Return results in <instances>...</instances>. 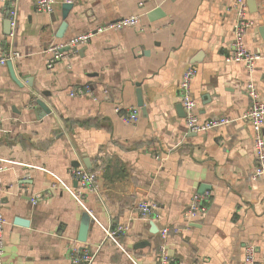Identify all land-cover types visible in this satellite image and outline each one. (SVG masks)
<instances>
[{"label":"crops","instance_id":"0c3cea01","mask_svg":"<svg viewBox=\"0 0 264 264\" xmlns=\"http://www.w3.org/2000/svg\"><path fill=\"white\" fill-rule=\"evenodd\" d=\"M37 1L19 0L12 36L0 0V56L10 49L21 54L13 62L21 85L0 66L4 263L73 264L75 243L96 252L94 264H158L153 222L171 228L172 264H244L249 243L264 264V175L252 177L254 133L245 118L249 81L264 102V0H245L252 22L246 45L260 55L251 74L243 63L225 60L233 46L234 0H71L63 38L57 32L64 0L51 13L39 12ZM129 16H139L140 25L99 32L48 68L52 44ZM189 66L197 69L191 90L200 120L229 123L188 132L178 107ZM86 87L88 93L72 96ZM131 109L139 111L136 122L123 118ZM85 161L98 172L101 196L80 192L71 173L77 164L87 168ZM195 194L207 210L188 227ZM143 199L157 204L154 221L138 214ZM85 213L90 227L82 243ZM17 217L29 225L17 224Z\"/></svg>","mask_w":264,"mask_h":264},{"label":"built area","instance_id":"2783aa9c","mask_svg":"<svg viewBox=\"0 0 264 264\" xmlns=\"http://www.w3.org/2000/svg\"><path fill=\"white\" fill-rule=\"evenodd\" d=\"M4 1L7 6L6 12L8 20L11 24V35L13 36L18 21L19 0ZM64 2L71 3V0H64ZM56 3L57 0H38L36 7L39 12L51 13L55 10ZM234 7L236 10V17L234 20L233 46L231 52L226 56L225 60L230 63H243L249 74H251L255 70L256 63L260 58V55L252 52L246 45V34L252 26V22L248 18V10L245 0H234ZM139 25V16L124 17L109 24L105 28H97L95 31L91 30L85 34L75 36L68 41L52 44L46 48V52L51 54L47 60V66L48 68H52L58 61L66 58L68 56V52H65V48L68 47L71 52L75 53L99 32L106 30H120L127 27H138ZM12 29L14 31H12ZM20 57L21 54L19 52L10 49L8 52H5L0 56V66H6L8 62L13 63ZM196 74L197 69L194 66H189L183 72L179 82V98L185 111L186 129L188 132L198 134L225 125L230 122V119L224 117L215 120H200V116L197 111V102L191 90V84ZM246 90L251 100V105L245 114V118L250 121L254 133V149L257 166L254 169L252 177L255 180L264 175V102L260 99L258 90L252 81L247 83ZM88 92V87H86L75 90L71 92V94L72 96H76L86 94ZM117 111L121 112L119 109H117ZM123 118L126 121L136 122L139 119L138 109H131L123 115ZM6 170V165L0 161V264H5V227L7 220L3 213L5 204L3 174ZM71 173L79 184L80 192H91L98 196L102 195V185L98 178V172L89 170L84 166H79L76 168L73 167L71 169ZM136 210L143 219L154 221V217L158 211V206L156 203L143 199L137 203ZM206 210V201L202 198V196L195 194L190 201L189 209L186 213V226L189 227L196 221L197 218L200 217V215L204 214ZM170 233V227H163L158 231V236L160 238V244L157 252L158 264H172L167 245ZM111 237H114V233L111 230H108L107 238ZM71 246V258L73 264H94L96 252H92L87 246H77L75 243H72ZM256 254L257 248L253 243L246 245L243 263L260 264L257 260Z\"/></svg>","mask_w":264,"mask_h":264},{"label":"water","instance_id":"95a60500","mask_svg":"<svg viewBox=\"0 0 264 264\" xmlns=\"http://www.w3.org/2000/svg\"><path fill=\"white\" fill-rule=\"evenodd\" d=\"M73 7V3H63L62 4V14H63V19H64V22H62V24L60 25L59 27V30L57 32V37L58 38H63L64 36V33H65V30H66V27H67V22L65 21L70 10L72 9ZM8 25H9V33L11 32V24H10V21L8 20ZM70 48H65V50H69ZM8 68H9V71H10V74H11V77L12 79L19 85L20 82L17 78V75H16V72L14 70V64L12 62H8L7 64ZM139 92V105L142 106L143 105V100H142V95H141V90L138 91ZM37 104L38 106L43 109L45 111L46 114H49L50 113V110L47 108V106L45 105V103L42 101V100H38L37 101ZM178 110H182V106L180 105L178 107ZM85 164L87 166L88 169H91V165L87 163V161H85ZM75 167H78V164L75 165ZM15 222L19 225H23V226H28L29 225V221L24 219V218H19L17 217L15 219ZM152 230L151 232L153 233H158L159 229L158 227L156 226L155 223L152 222ZM89 227H90V215L88 213H85L83 215V218H82V222H81V226H80V231H79V235H78V240L82 243H85L87 241V236H88V231H89Z\"/></svg>","mask_w":264,"mask_h":264}]
</instances>
